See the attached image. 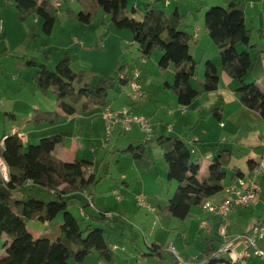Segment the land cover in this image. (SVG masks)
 <instances>
[{
	"label": "trees",
	"instance_id": "16d2710c",
	"mask_svg": "<svg viewBox=\"0 0 264 264\" xmlns=\"http://www.w3.org/2000/svg\"><path fill=\"white\" fill-rule=\"evenodd\" d=\"M101 0H78L80 12L67 8V17L84 25H90L102 7ZM104 1V0H103ZM110 25L120 31L128 30L132 42L139 46L143 57L151 59L156 52H161L158 71L165 73L174 68V80L164 84L165 90L178 91V104L191 105L197 98L216 92L220 76L218 67L212 61L204 65V81L196 80L197 63L191 61L190 44L194 37L180 30L185 15L177 8L166 13L151 7L142 20L133 17L135 9L128 11V0H106ZM16 15L20 22L32 16L42 20V33L50 36L57 22L58 10L49 0H15ZM246 5L239 0H232L226 7L214 6L208 9L204 17V29L218 48L223 72L238 83L236 94L243 106L257 113L264 123V88L257 83H248L247 77L252 72L255 59L247 50L239 52V47L253 49L252 30L245 21ZM35 28L30 27V38L35 39ZM49 54L43 57L48 61ZM28 66L34 69L31 80L35 94L52 95L56 98L58 111L35 110L31 123L35 126L55 124L65 117L80 116L97 109H107L113 102L111 93L117 88L130 84L128 76L116 81L111 76H99L96 84H89L83 72H76L72 67V58L66 54L51 70L37 58H30ZM125 70L120 67L119 72ZM188 77L183 79V77ZM218 121L223 119V110L210 109ZM71 133H62L43 138L37 145H30L24 151V143L17 134L5 136L0 143V157L8 169V181L0 175V231L8 240L4 244V255L0 264H84L94 252L104 264H116L117 260L112 244L106 238L103 228L87 226L82 229L79 220L69 211L74 202L81 205L83 219L106 226L112 221L104 212L90 211L91 201L96 195L101 178L94 169V162L75 161L67 166L56 157L55 151L63 146ZM156 146L162 150L167 164V180L177 183V189L171 199L162 208V214L178 221L190 217L192 209L203 207L212 196L222 192L226 186V169L231 160L230 151H223L214 160L216 168L207 179H199L200 164L193 159L192 149L186 142L175 136L159 137ZM133 157L143 167H150L151 159L145 144L129 146L122 152ZM252 164V162H250ZM257 167L253 163L250 173L244 175L233 168L232 183L251 174ZM12 193L7 197L2 188ZM28 190L21 198L14 194ZM36 191L47 193L53 200L45 203L35 196ZM89 201V202H88ZM62 214V224L56 232L59 236L52 241V234L36 236L28 228L30 222L43 225L54 222ZM255 226V225H254ZM215 239H205V253L202 261L196 264L229 263L227 256L217 257ZM149 253L143 257H153L165 261L169 248L157 244L148 246ZM175 264H178L177 258Z\"/></svg>",
	"mask_w": 264,
	"mask_h": 264
},
{
	"label": "crops",
	"instance_id": "0c3cea01",
	"mask_svg": "<svg viewBox=\"0 0 264 264\" xmlns=\"http://www.w3.org/2000/svg\"><path fill=\"white\" fill-rule=\"evenodd\" d=\"M49 1L55 4L58 15L63 16L60 14L59 8L69 0ZM70 1L74 4L75 8H72L73 10L76 12L82 10L78 0ZM171 1L128 0V11L135 9L136 12L133 17L142 20L144 14L151 7L166 13H171L178 8L185 15L180 30L194 37V42L190 44L191 61L197 63L198 67L193 81H204L205 62L212 61L218 67L220 76L219 88L216 92L197 98L189 106H181L178 104V91L164 89L166 82L172 83L174 80V68L170 67L165 73L159 71H156L158 72L156 73L154 65L152 70L157 74L156 82L147 81L141 84L145 94L142 100L134 102L133 98L124 93L126 89H129V86L120 87V90L117 91L119 92L117 99L107 109H97L80 116H66L61 122L38 126L30 122L35 110L58 111L59 113H61V110L57 108L56 98L52 93L44 96L33 92L32 96L30 92V95L25 99L21 98L12 102L13 108L5 114L3 131L0 130V143L3 145L5 136L17 134L22 138L25 147L29 141H32L29 144L32 145L39 143L43 138L71 133L72 137L68 138L66 143L59 146L55 151L57 158L67 166H71L75 161L82 160L79 143L83 139L90 137L95 140L98 138V133L101 136L105 135L104 129L107 132L105 117L107 111H119L125 107H131L139 115L150 119L153 124V133L150 136L145 135L136 128L137 133L127 140L129 146L145 144L146 151L151 159V165L147 168L149 171L144 169L132 172L138 176V187L134 188L131 187V182L128 180L131 173H126V171L122 175L123 183L121 186L112 181L108 184V190L102 193L100 188V191L96 192L97 194L91 199L92 204L89 210L97 213H107L111 216L112 221L118 224L129 223V221L139 222L141 227L138 229L141 231H146L142 228L148 225L149 228L146 232L149 239L145 240L147 247L151 244L168 248L174 247L177 255L185 262L195 263L204 259L206 238L215 239V247L219 249L225 239L230 241L250 231L258 222L264 221V212L260 211L262 209L261 202H264L261 198L262 183H260L262 191L257 205L248 208H234L226 218H219L206 213L202 207L193 208L190 217L184 221L165 216L162 214V208L174 195L177 183L168 182L167 164L164 161L162 150L156 146L155 141L159 137L171 136L183 139L192 149L193 159L201 166L198 173L199 179L209 178L216 168L215 158L223 151H230L231 160L226 169L227 177L224 181V186L227 187L232 184L233 168L247 175L250 173V166L253 163L258 165L261 159L264 158V123L257 113L241 104L236 94L238 83L223 72L218 48L204 29L206 11L214 6L223 7L222 5H225L226 7L232 0H173V4ZM239 1L246 5L245 21L247 27L252 30V44L255 45L253 49H244L255 59L254 68L246 80L248 83H257L264 88V0ZM14 2L15 0H0V37H4L3 46L5 50L4 54L0 52V63H4V65L10 60V57L5 55L7 52L9 54L15 50H20L22 54L30 55V50L35 46V43L41 44L46 38L42 33V20L32 16L27 21L20 22L16 15ZM100 2L102 7L97 12V16L100 12H104L102 27L95 30L94 21L90 25H84L70 20L66 17L67 15L61 17V20L59 18L60 22H56L54 31L50 35L51 38L56 37L61 45L46 46L47 51L45 52L49 54L48 62L42 61L43 58L41 60L38 57L36 58L51 69V66L54 67L55 65L56 67L64 54L69 53L72 56L74 65L78 57L91 53L93 48H86L87 44L89 47L97 45L96 37L99 30L101 35L103 34L104 49H106L108 36L117 37V44L111 43L120 52L119 56L129 54L126 56L131 58L133 64L138 63L136 62L137 59H142V77L147 78L150 75L149 71H151L149 62L154 58V62L157 61L158 63L162 55L161 52H156L151 60L147 61L140 49L132 42L131 34H124L126 44L121 46L123 43L121 35H117L109 23L108 6L105 1L101 0ZM141 4L148 8L143 9ZM30 27L35 28L37 38H30ZM64 31L68 32V36ZM254 32H258L259 42L253 43ZM60 36L63 39L67 38V44L62 42ZM51 47H55L52 52L49 51ZM36 48L37 51L41 50V46H38V44H36ZM72 49H75L74 52L70 51ZM53 51L57 53L53 54ZM79 59L77 62L82 61V58ZM130 66V62L127 63L124 66L125 70L119 73V77L131 75L132 73L128 70ZM1 72L0 69V77ZM187 78V76L183 77V79ZM152 82L155 85L154 87ZM3 95L4 93L0 89V103H3L1 100ZM115 104L119 106L115 107ZM212 108L223 110L224 115L221 122L211 115L210 109ZM19 115H23L21 125H17ZM6 118L9 121H6ZM115 134L119 135L118 133ZM113 135H109L107 132V140L111 141ZM114 141L118 142V140ZM93 153L96 154L97 151H93ZM96 169L95 167V172ZM141 195L148 198V202L154 208V211L138 209L137 200ZM225 198L226 194L223 190L212 196L208 201L217 205L223 202ZM82 213L84 212L81 211ZM223 227H225V234H222ZM161 231L182 233L181 253L175 245L170 244L172 242L161 240ZM32 233L36 236L43 235L38 231H32ZM7 240V236L0 231V248H2L0 256L4 255V244ZM117 247V245L112 244L113 252L118 250ZM173 264H175V261H173ZM202 264L204 263L202 262ZM248 264H251L250 260Z\"/></svg>",
	"mask_w": 264,
	"mask_h": 264
},
{
	"label": "rangeland",
	"instance_id": "374dc122",
	"mask_svg": "<svg viewBox=\"0 0 264 264\" xmlns=\"http://www.w3.org/2000/svg\"><path fill=\"white\" fill-rule=\"evenodd\" d=\"M106 2V0H104ZM171 3L173 4L174 1L172 0ZM107 5V4H106ZM143 6V9L148 8L144 4H141ZM225 7V5H222ZM65 8H75L74 4L71 3V1H66L65 5L59 8V12L63 16L57 15V22L61 20V17L66 16V10ZM104 12H100L99 15H95L93 18L94 21V29L97 30L99 27H102L103 25V14ZM67 17V16H66ZM205 17V16H204ZM60 18V20H59ZM62 22V21H61ZM202 20L200 21V23ZM199 23V24H200ZM114 32L117 33V35H121V40H122V45L125 46L126 41L125 35L124 34H131L130 31L128 30H123L120 32V30H117L113 28ZM66 34L68 33L67 31H64ZM122 33V34H119ZM68 36V34H67ZM102 36V37H101ZM45 41L39 44L38 42L35 43V46L32 47L30 50V55H24L20 52V50H15L14 52H11L7 55L10 57L9 61H7V64L4 65V63H0V69H1V77H0V89L4 93V95L1 97V100L5 104V106L0 108V130L2 129L3 131V124H4V117L5 114L8 113L9 111L12 110L13 108V101L17 99H25V97H28L30 95V92L33 96V91H32V86H31V80L33 77V68L28 66V60L30 58H36L38 57L42 61L44 60L45 62H48L46 59H44L43 55L48 53L45 52L47 51L46 46H55V45H61V42L54 37L51 38L50 36L45 35ZM61 37V36H60ZM63 43L67 44V38L63 39ZM97 45H93V47H89V45H86V48L91 49V53H86L87 55L83 57H78L76 59V63L73 65V59H72V67L74 68L75 71L77 72H83L85 74V80L89 84L95 85L97 80L99 79V76H111L113 77L116 81L119 80V68L126 66L127 63L130 62L131 66L128 67V70L133 74L136 70H143L142 69V64L143 60L142 59H137L136 64H133L131 62V58L123 55L119 56V51H117L116 47H114L113 43L117 44V37L114 36H108L107 38V43H106V49H104L103 46V34L101 35V32L98 30L97 32ZM258 32H254L253 35V43L259 42L258 41ZM3 40L4 37H0V52L4 54V46H3ZM101 42H100V41ZM109 41V42H108ZM113 42V43H111ZM36 44L38 46H41V50L37 51ZM136 46L139 48V46L136 44ZM44 48V49H43ZM55 47H51L50 52ZM245 49V47L240 46L239 47V52H242ZM75 49L70 50L71 52H74ZM57 53L56 51H53V54ZM32 54V55H31ZM69 54V53H66ZM64 54L63 57L66 55ZM70 55V54H69ZM34 56V57H33ZM71 56V55H70ZM1 58V56H0ZM37 58V59H38ZM72 58V56H71ZM82 58L81 62H77ZM149 68L151 71H149V74L147 78H141L139 81V84L141 85L142 83H146L147 81H154L156 82L157 79V74L154 73L152 70L155 65V72L158 71L157 66L158 63L157 61L154 62V58H152ZM147 60V59H146ZM160 60V59H159ZM158 60V62H159ZM149 61V60H147ZM153 61V62H152ZM117 62V63H116ZM55 70V65L54 67L51 66V70ZM116 69V70H115ZM104 71V73H103ZM158 73V72H156ZM131 74V75H132ZM130 76V75H129ZM128 76V77H129ZM143 76V75H142ZM14 77V78H13ZM153 87L155 86L154 83L152 82ZM142 87V86H141ZM120 90V86H117V88L111 93L110 98L113 100V103L117 99L118 93L117 91ZM127 96H130L133 98V101L136 102L133 93L131 91V88L129 86V89H126L124 92ZM115 107L119 106L118 104L114 105ZM22 116L19 115L17 125L22 124ZM6 121H9L6 118ZM105 135H99L98 133V138L97 139H91L90 137H87L83 139L79 144L81 146V157L82 160H87L94 162V169H96V173L99 178H101V182L99 187L97 188L96 192L98 190L101 192H105L108 190V184L112 183V181H115L116 185H122L123 179L122 175L126 173H131L129 176L130 182H131V187H138V176L136 173H132L133 171H141L146 169V171H149L147 168L148 167H143L141 166L138 162H136L131 155H125L123 154L122 150L124 148H128V139L133 136L134 134L137 133V129H135L132 133L128 134H122V135H117L114 134L111 141L107 140V132L104 129ZM118 140V142L114 141ZM32 141H29L26 143V146L24 147V151L26 152L28 147L30 146ZM38 143H34L32 145H37ZM28 145V146H27ZM93 151H97L96 154L93 153ZM160 151V150H158ZM56 155V153H55ZM125 155V156H124ZM259 183H262L263 187V192L261 195L262 200H264V174L259 177ZM24 194H28V190L25 189L21 193H15L14 197L15 198H21L23 197ZM97 194V193H96ZM35 196L38 200H41L45 203L51 202L53 199L47 194L42 191H36ZM112 198V197H111ZM92 204V201H91ZM139 207V206H138ZM261 212H264V202H261ZM142 211H146L147 209L144 208H138ZM69 211L79 220L80 226L82 229H86L87 226H96V228H103L106 232V238L107 240H110L109 242L111 244H115L118 247V250H116L115 257L117 259L116 264H173V256L171 254H166L165 256V261H162L158 258H153V257H143L142 254H148L149 249L146 245V239H149V235L146 231H148V225L144 226L142 230L146 231H141L138 228L141 227V224L139 222H134V221H129V223H122L118 224L115 221L109 222L106 226H99L96 223L90 222L89 220L83 219L81 215V206L78 204V202H74V204H71L69 207ZM148 211V210H147ZM62 214L58 216V218L52 222L48 223L46 225H43L37 221L30 222L28 225V228L32 231H38L40 234H52L50 236L52 241H55L59 236L56 232H58L59 227L62 224ZM137 228V229H136ZM171 233V234H170ZM161 240H164L165 242H172L170 244H173L176 246L178 251L181 253L180 250V244L182 240V233L180 234L179 232H163L161 231ZM184 243V242H183ZM2 248H0L1 250ZM3 252V251H2ZM205 262V261H204ZM203 262V263H204ZM251 264H264L263 261L258 260L256 258L250 259ZM70 264H75L71 262ZM84 264H104L99 260V256L94 252L92 255H90Z\"/></svg>",
	"mask_w": 264,
	"mask_h": 264
},
{
	"label": "built area",
	"instance_id": "2783aa9c",
	"mask_svg": "<svg viewBox=\"0 0 264 264\" xmlns=\"http://www.w3.org/2000/svg\"><path fill=\"white\" fill-rule=\"evenodd\" d=\"M141 78V70H136L129 76V86L136 101H140L145 97L143 89L139 84ZM0 107H3V103H0ZM105 117L109 135L115 133L125 135L133 132L136 128L145 135L150 136L153 133V124L150 119L139 115L131 107H125L119 111H107ZM263 174L264 158L261 159L250 175L240 178L225 187L224 192L226 198L223 202L215 205L207 201L202 207L203 211L219 218H226L234 208H248L257 205L262 191L259 177ZM0 175L5 181H8V169L1 157ZM137 203L140 208L154 211V208L148 202V198L144 195L138 198ZM222 234H225V227H223ZM169 252L176 256L178 264H196L194 262H185L177 255L174 247H169ZM220 256H227L229 263L218 264H248L251 258H256L264 262V221L258 222L250 231L230 241L225 239L224 243L218 249L217 257Z\"/></svg>",
	"mask_w": 264,
	"mask_h": 264
},
{
	"label": "water",
	"instance_id": "95a60500",
	"mask_svg": "<svg viewBox=\"0 0 264 264\" xmlns=\"http://www.w3.org/2000/svg\"><path fill=\"white\" fill-rule=\"evenodd\" d=\"M2 192L7 196V197H12V193L7 190L6 187L2 188Z\"/></svg>",
	"mask_w": 264,
	"mask_h": 264
}]
</instances>
